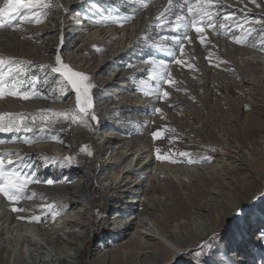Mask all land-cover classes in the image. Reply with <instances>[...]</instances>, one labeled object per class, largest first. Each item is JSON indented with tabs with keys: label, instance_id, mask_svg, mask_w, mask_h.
<instances>
[{
	"label": "rangeland",
	"instance_id": "1",
	"mask_svg": "<svg viewBox=\"0 0 264 264\" xmlns=\"http://www.w3.org/2000/svg\"><path fill=\"white\" fill-rule=\"evenodd\" d=\"M254 7H256L255 4ZM261 7L264 10V0H262ZM105 8L101 9L104 11L102 12L92 6L85 7V14L88 18L90 17L93 21H96L95 23L97 24L101 23L102 20H108L109 16L114 19L125 16L117 6H106ZM106 10L109 14L105 12ZM54 11L56 13L58 11L57 8ZM53 16L54 14H51V17ZM51 17L48 16L47 20L45 19L40 23L28 25L33 27L37 25L35 27H39L45 23H52L48 20ZM256 19H247V22L245 20L239 21L244 27L229 30L224 39H228L230 43H235L230 38L233 33L242 35L245 31H243L245 26L256 23ZM261 27L260 25L255 28L260 29ZM34 35L35 33H32L30 38L28 37L29 41L33 40ZM253 37L255 40L260 38L256 33H253ZM50 38L48 37L47 39ZM66 38L72 42L69 51L78 50L81 43L76 40L73 42L71 36H66ZM249 40L252 41L253 38L250 37ZM248 44L250 43L237 45L246 47ZM263 47L264 44H260L258 49L261 51ZM230 53L236 54L235 52ZM225 55L226 53L223 50L221 53L216 51L213 54L212 59L215 61L209 64L208 67L212 72L205 73V71L193 67L192 63L189 64L191 69L188 70V73H179L177 71L171 78L173 81L171 85L163 84V82L149 79L147 75H142L140 76V83H137L139 86L127 85L122 87V92L127 93L128 88H131L132 91H136L135 94L146 97L144 99H149L152 96L153 99L158 98L161 102L169 103L168 108L171 111V115L168 116L165 123L157 122L149 129L150 135L148 137L153 142L151 144L153 157H157V149H159V155L167 157V161H162V163L158 164H170L175 161L174 165L179 166H203L199 171L193 168V171L191 170L189 174H179L175 179L183 195L181 200L187 204L183 213L180 214L178 209L175 212L177 217L174 219L168 216L169 214L165 211L164 206L161 205L159 210L153 213L154 215L142 217L139 220V212L136 211L133 216L135 219L132 221V227L129 228L132 229L129 232L132 236H137L138 231L148 234L149 237L146 240L151 241L150 243L146 241L148 244L157 243L153 242V238H160L166 246L172 248L171 251L175 253L182 252L180 253V255L183 254L182 257L177 259L175 256L172 264H233L236 260L251 262V264H264V239H261V234L264 233V204L261 205L264 202V195L259 198L264 189V106L244 109L245 94L242 93L240 87L241 78L236 71L238 68L235 67L233 69L235 64H233L232 68L231 60H229L231 56ZM237 55L241 57L240 53H237ZM197 56H200V54ZM92 57V59L97 58L95 56ZM196 57L190 59L195 65L198 64L197 62V64L195 63L198 58ZM165 58L163 55L164 61L168 62ZM31 59L29 55L23 59L28 75L34 74L39 78L38 82L34 81L31 83V88L39 93H47L48 98L57 99L58 97L63 106L57 110L44 109L47 110L46 113H41L40 110L28 113L37 116L36 127L31 133H0V141H4L0 143V153H20L25 158H31L29 163L36 169L35 175L40 179L39 181L52 180L54 183L30 182L25 189L27 193L25 198L15 202H10L0 194V219L2 218V222H0V246L2 248V250L0 249V258L6 260V263L0 261V264H34V260L30 256L31 250H34V248L29 246L31 243L35 244L36 247H42V250H44L39 251L44 254V257L42 259L37 258L35 264H59L53 262L49 256L50 253L59 252L62 254L66 251L74 254V246L72 244L63 243L64 245L62 244L61 246L55 242L51 244L56 239V236L67 242L76 241V243H81V241L75 237H69L68 227L57 231V234L53 236V240H50V232H55L56 230L45 229L44 223L49 222L53 218V214L48 208L49 204L57 211H69L68 214H71V216L67 220H72L71 226L74 222L79 224V226L84 224L85 228L82 230L85 237L83 239L90 238L93 240L95 237L100 236V239L93 241V245L89 248L91 251L87 252L89 251L87 250L84 253L82 261L73 262V264H83L85 261L86 264H89L93 258L100 256L97 250L99 246L110 247L114 243L117 244V240L120 237L119 232L111 234V226L124 216V208L132 198V195L128 194L130 188V191H135L139 188L138 191L136 190L140 192L136 195L137 197L141 196V192L151 190L155 193L154 199H163V201L164 198L168 199L167 201L169 202L164 201L163 204L166 203L172 206L178 203V200L173 198L171 193H167L171 197L166 198V196H160L157 192L158 188L166 187V183L161 181L171 179L172 174L169 175L170 173H167L168 175L162 173L163 175H161L166 177L158 179L159 182L156 184L148 180L140 183L138 187H134L131 184L130 177L126 178V175L124 176L125 178H120V182L118 181L117 184L112 181V183L114 182L113 186H117L113 191H110L105 183V174H101L97 177L98 179L101 178V180L99 179L96 183V188L91 187L92 181L90 182V174L87 168L91 156L97 151H100L99 155H102V147L107 143L108 147L113 146L115 148V151L112 149L109 151L110 154L112 152L115 153L119 146H130V141L124 134V130L127 129L125 127H129L128 123H131L134 119L140 120L144 115L149 116L151 114L150 106L153 102L146 100L148 102L145 103L143 100L145 104L139 106L138 109L134 108L136 112L134 119L131 117L124 118L123 122L119 124H115L114 119L112 120L115 115L111 113L108 116L104 115V112L108 110L106 106L103 107L100 103H95L94 112L98 117V122L78 119L77 122L70 123V119H65L64 113L71 115L78 111L76 110L75 102L73 101L74 96L71 91L57 79V74L51 72L50 66L45 65L47 67L41 69L38 66L42 64L40 62L32 63ZM216 62H219L221 66H216ZM126 67H128V64L122 66V68ZM158 85L159 87H157ZM101 91L98 88L94 92L98 99L104 95ZM163 91H168L170 96L164 98ZM174 98L182 99L185 103L190 101L192 106L183 107L182 105L186 106L189 103L184 104L183 101L173 102ZM33 99L46 100L43 97ZM253 109L260 110L261 115L258 116L257 114L255 117ZM243 110L246 112L245 114H249L247 122H244ZM42 116H46V119H41ZM117 119L120 120L119 118ZM253 123L255 124L253 125ZM41 127L44 128L46 138L40 134L39 130ZM129 128L132 129L134 127L131 126ZM157 129L161 130V137L153 139L152 133ZM53 136H55V139ZM40 144L46 145L47 148L41 151L34 150V147L40 146ZM60 147L66 151L62 153L56 151ZM136 148L140 150L142 147L140 144H136ZM89 152L92 153L91 156L88 155ZM181 152L189 155L181 157L179 155ZM146 155H141L142 160L150 162L152 156L146 158ZM13 156L10 157L13 160L21 158L17 155ZM108 156L105 160L108 159ZM99 159L103 161L101 157ZM189 159L201 162L188 163ZM83 175H89V178L81 187L85 188V192L80 191L81 188L74 187ZM255 175L258 180H253L252 177ZM147 176L150 177L149 175ZM204 177L210 180L207 182ZM251 180L253 181L251 182ZM219 181L222 182V188L224 187L221 190L218 188ZM127 183L128 185H126ZM37 184L42 187L52 188L48 199L41 200L38 196L28 194L30 193L28 192L30 187ZM249 184L252 186H249ZM70 187L73 188L69 190ZM72 190H74V193L71 192ZM218 192L221 195L220 197L216 196ZM208 195L212 196L208 197ZM80 196L86 198L81 201ZM107 198H110L108 203L105 202ZM142 200L144 201L143 198ZM85 201H88V203ZM146 202L150 205L153 200ZM71 204L74 205L72 209ZM14 207L23 208L26 211L14 212L12 211ZM43 208L45 209L43 210ZM241 208H243V212L240 215L234 214L235 211H239ZM39 209L45 211V215L39 221L35 220L36 222H31L30 224L21 223L24 220L23 218L30 217L32 211ZM205 209L210 211V213L205 212ZM80 210L81 212L84 210L89 212V216H87L89 220L94 221L96 224H101V226L98 228L88 226L91 221H84L83 219L87 217L82 215V213H78ZM70 211H74V214L70 213ZM218 214L222 217L220 220L223 224L221 225L220 223L216 226L218 227L217 229L215 227L214 230H211L210 225L213 224V220ZM157 218H159L158 221ZM159 222L166 223L165 225L169 227L173 238L177 242L187 241L189 245L187 247H178L181 242L178 244L175 240H171L165 232H161L163 230ZM28 225L30 227L33 226L34 229L27 230ZM139 225L141 226L139 227ZM216 231L219 233H216ZM210 233L214 235L211 236ZM239 249L247 256L234 259ZM47 253H49L48 256ZM211 253L215 254L214 258Z\"/></svg>",
	"mask_w": 264,
	"mask_h": 264
},
{
	"label": "bare ground",
	"instance_id": "2",
	"mask_svg": "<svg viewBox=\"0 0 264 264\" xmlns=\"http://www.w3.org/2000/svg\"><path fill=\"white\" fill-rule=\"evenodd\" d=\"M222 2L224 7L221 8V12L222 13L226 12L230 15L234 13L235 15L233 18L237 19L238 21L244 20L245 16H247V19L257 18L256 20H258L261 16H264V10L262 9L263 6L259 8L254 7V4L251 3L250 0H222ZM256 2L259 3L260 5L262 4V0H256ZM56 4L60 5L61 7L57 8L58 11H56V14H54L53 17H51V14L49 15L51 19L49 18L48 20H50L52 23H47V24L42 23L43 25L39 27H35L37 25H34L35 27L34 28L33 26H29L30 24L28 25L27 22H24L16 29L0 30V57L14 56L16 59L24 61L23 60L24 57H27L29 55L32 58L31 59L32 63L40 62L42 65H47L51 67L54 64L55 56L60 55L62 57V61L70 65L73 68V70L81 71L83 73L90 75V77L92 78L95 84V87L93 88V93L98 88L102 90L101 92L104 95L102 97L100 96L101 98L98 99V97L94 95L95 103H100L103 107L106 106L108 108V110L104 112L105 113L104 115L108 116L110 115V113L112 115H115V118H112V120L114 119L115 124H119L123 122L122 120H124V118L131 117L134 119V114H136L135 109H138L139 106H142L143 104L148 102L146 100L153 102V104L150 106L151 114L149 116L144 115V117L141 118L140 120L134 119L132 120L131 123H128L129 127L131 126L134 127L132 129L129 127H125L127 129L124 130V134L129 139L130 146L128 145L121 147L119 146L118 148L116 147L117 151L115 153L112 152L110 154L109 151L111 149L115 151V148L113 146L108 147L107 146L108 143H107L105 144V146L102 147V151H101L102 155H99L100 151H97L91 156L87 164V168L90 174V182L92 181L91 187L96 188L97 185L96 183L99 181V179L101 180V178L98 179L97 177L98 175L101 174H105L104 176L105 183L106 185H108V189L110 191H113L117 187V186L114 187L113 183L116 182L117 184L118 181L120 182L119 179L126 175H127L126 178L130 177L131 184H133L134 187H138L140 183L147 182L148 180L156 184L159 182L158 179L162 177H166V176H162L164 173L165 174L170 173L169 175L172 174L171 179L167 181L166 180L161 181L166 183V187L165 188L161 187L160 189L158 188L157 192L158 194H160V196H166V198L172 196L173 198H176L178 200L177 204L170 206L167 205L166 203L163 204L164 201L169 202L167 201L168 199L164 198V201L163 199H159V198H158L159 200H156V198L154 199L153 197L155 193L151 190L143 191L141 192V196L137 197L136 195L140 193L137 192L139 188L136 189L137 191L136 190L130 191L131 189L130 188L128 194L132 195V198L130 202H127V206L124 208L125 209L124 216H122V218L117 220L116 224L113 223L112 224L113 226H111V231H110L111 234H115L119 232L120 237L117 240L118 241L117 244L114 243L112 246L109 244L110 247L104 245L99 246V249L97 250L100 256L93 258L89 264H172V262H174L173 260L175 256L177 257V259L182 257L183 254L180 255V253L182 252L175 253L171 251L172 248L166 246V244L163 243L160 238H159L160 240L153 238V242H157V243L148 244V242L146 243V241H149L146 240V238L149 237L148 234L146 235L138 231L137 236L135 235L132 236V234L129 233L130 230L132 229L129 228L132 227L131 226L133 224L132 221L135 219V217L133 216L135 215L136 211L139 212V216H138L139 220L142 217H146V216L150 217V215L151 216L154 215L153 213L155 211H158L161 205L164 206L165 211L167 212V214H169L168 216H171L174 219L177 217L175 212L178 209L180 211V214L183 213L186 210L187 204H185V202L181 200V196L183 195L175 179L178 177L179 174H189L193 168H196L199 171L203 166L202 167L193 166V165L179 166V165H174V162L170 164H164V163L158 164V163H162V161L163 162L167 161V159L158 160L156 157L155 158L153 157L152 155L153 152L151 149V144L153 142L150 139V137H148L150 135L149 129L150 127H152L153 124L157 122L165 123L168 116L171 115V111H169L168 108L169 103H166L164 101L161 102L160 99L158 98L153 99L152 96L149 99H144L146 97H141L137 93L135 94L136 91H132L131 88H128L127 93L122 92L123 90L122 87H126L127 85L129 86L137 85V83H140L139 80L141 78L140 76L142 75H147L149 76V79H152L155 72H160V71L170 72L171 73L170 79H171L172 76L175 73H177V71H179V73L180 72L188 73V70L191 69V66H189V64L191 63L193 67L197 69L199 68L205 71V73L212 72L208 69V67L209 64L215 61L212 59L213 54L216 51L221 53L223 50V52H225L226 55L231 56L229 57V60H231L232 68H233V64H235L233 69H235V67L238 68L236 71L239 77L241 78L240 87L242 93L245 94L244 99L246 102L244 105V109L248 107L252 109L254 106H264V51L262 50L260 51L258 49V47L260 46L259 43L260 38L255 40L256 43L255 47L252 46V43L248 44L246 47H241L235 44L234 42L230 43L228 39H224V36L228 34L229 30H220L219 35L216 34L207 35L205 45L203 46L200 45L199 40H196L191 45L187 41H185L184 56L183 57H180L178 55L176 56L177 59H182L184 63L182 65H177L175 63L166 62L163 68H161L160 66L156 65L154 62L158 60H164L163 55L166 57L165 59L167 61H171L172 56L169 55V51L175 50L176 46L172 44L171 39L164 40L159 37L167 36L170 38L172 36L181 34L183 31V29H180L178 32H174L168 28H161L158 22L155 21L154 19L155 16L159 15V13L162 12L165 7H167V0H152V2L148 5V7L142 10L139 4L133 3V0H56ZM0 6H2V0H0ZM91 6L96 10L104 9L106 6L109 7L117 6L125 15H129V16L132 15L133 8H136L138 10L135 13L133 19H130L128 22L124 24L123 27H120L119 24L112 23L110 20H106V21L102 20L101 23L97 24L95 23L96 21H93L90 17L88 18L87 15L85 14V7H91ZM101 11L104 12L103 10ZM76 12L78 13L76 14ZM105 12L109 14L107 10ZM260 25L261 24L259 23H253L251 25L245 26L243 31L247 28H252V27L255 28L256 26H260ZM208 31L209 30H206V32ZM32 33H35V35L33 36L34 38L32 41H29V38ZM189 34L193 37H195L196 35L194 32L191 31ZM66 36H71L72 38L71 40H73V42L76 40L81 43L78 50L69 51L72 42L68 41ZM48 37L51 38L47 39ZM209 41L211 43H209ZM230 52H235L236 54L233 55ZM237 53H240L241 57H239L238 56L239 54L237 55ZM198 54H200V56H197ZM92 56H95L97 58L92 59L93 58ZM192 57L197 58V61H195V63L196 62L198 63V64L196 63L197 65H195L193 62L190 61ZM127 64L128 67L122 68V66H126ZM217 65L218 67L221 66L219 62H216V66ZM143 100L145 101V103ZM73 101L75 102L74 98ZM179 101L182 102L183 100L174 98L173 102H179ZM183 103L184 104L189 103L186 106L182 105L183 107L187 108L189 106H192L191 104L192 102L190 103V101H188L187 103L183 101ZM117 105L118 107H116ZM62 106L63 104L60 103L58 97L57 99L55 98L53 99L51 97L46 100L30 99L27 101H21L17 98L8 97L5 100L0 101V110L14 112V113L16 112L32 113L41 109L57 110L60 109ZM156 108L161 109V111L156 112L155 111ZM259 111L260 110L253 109V113L255 117L257 114L258 116L261 115V111L260 112ZM245 113L246 112L243 110V116H244L243 119H245L244 122H247V118L249 114H245ZM116 117L119 118L120 120H118ZM254 124L255 123H253V125ZM204 142L206 143V141ZM44 144H40V146H37L38 148L34 147V150H40V151L45 150L47 146ZM136 144H140L142 148H140V150L137 149ZM56 151L62 153L66 150L60 147ZM109 154L110 156H108ZM143 154H147L146 158L148 156H152L151 161L144 162L141 156ZM107 156L108 159L105 160ZM100 157L102 158L103 161L99 159ZM147 175H149L150 177H148ZM255 176L252 177L253 180H258L257 176L256 177ZM87 178H89V175H83V177L78 182H76V185L74 187L81 188L84 182L87 180ZM207 179L208 178L204 177V180ZM209 180H207V182ZM253 180H251V182ZM112 181L114 182L112 183ZM126 185H128V183ZM206 186L208 185L206 184ZM249 186L252 185L249 184ZM72 188L70 187L69 190H71ZM218 188L219 190L224 188V187L222 188L221 181H219ZM29 190L30 191L28 192L30 193L28 194H31L32 196H38V198L43 200L46 198L48 199V195L52 191V188L42 187L37 184L30 187ZM74 190H72L71 192L74 193ZM84 190L85 188H81L80 191H84ZM167 193H171V196L167 195ZM209 195L208 197L212 196ZM263 195H264V189L262 195H259V198H261ZM216 196L220 197L221 195L218 192ZM85 198L86 197L80 196L81 201ZM142 198L144 199V201L142 200ZM148 200H153V203L149 205L146 202ZM202 201L204 202L203 199ZM85 202L88 203V201ZM105 202L106 203L110 202V198H107ZM263 204L264 202L261 203V205ZM73 206L74 205L71 204V209ZM44 209L45 208H43V210ZM43 210L39 209L36 211H32L30 217L27 216L23 218L24 220L21 223L30 224L31 222L39 221L45 215V211ZM59 212L60 214L55 215L53 218H51L52 220H49V222L44 223L45 229L56 230L55 232H50L49 235L50 240H53L54 238L53 236L57 234L56 233L57 231H60L64 227L65 228L68 227L69 230L67 232H69L68 233L69 237H75L77 240L81 241V243L80 242L76 243V241H73L74 243L67 242L62 240L59 236L58 237L56 236V239L52 241L51 244L54 242L56 244H59L60 246L63 243L72 244V246H74L73 247L74 254L65 251L62 254H60L59 252L50 253V254L47 253V256L49 254L53 262L59 264H73L74 261L75 262L82 261L85 255L84 253L87 250H89L87 252L91 251L89 248H91V245H93L94 243L93 241L100 239V236L95 237L93 240H91L90 238L83 239L85 237L83 234V230L85 228L84 224L79 226V224H76L74 222V224L71 226L72 220H67V218L71 216V214L70 215L68 214L69 211L67 212L66 210H64ZM205 212L210 213V211L206 209ZM242 212H243V208H241L239 211H235L234 214L240 215ZM70 213L74 214V211L73 212L70 211ZM78 213H82V215L86 217L89 216V212H86L85 210L83 212H81L80 210ZM37 217L39 218V220L36 219ZM221 218L222 217L219 214L217 217H215V219L213 220V224L210 225L211 230H214L218 224L220 223L221 225L223 224L222 221L220 220ZM1 219L0 222H2ZM158 219L159 218H157V221ZM83 220L87 222L91 221L89 220L88 217ZM155 223L157 224V222ZM163 223L159 222L163 230L161 232H165L166 235L169 238H171V240H175L173 238V234L170 231L169 227L165 225L166 223L165 224ZM88 226L92 228H98L101 226V224H96L94 221H91L88 224ZM140 226L141 225H139V227ZM217 228L218 227H216V229ZM28 229L33 230L34 228L33 226L32 227L29 226L27 227V230ZM191 231H193V229H191ZM216 233L219 232L216 231ZM210 235L213 236L214 234L210 233ZM150 242L151 241H149V243ZM175 242H177V240H175ZM180 242L177 243L179 244ZM188 245L189 242L183 241L178 245V247H182V246L187 247ZM29 246L34 248L33 251L31 250L30 256L33 258L34 260L33 262L35 264L37 258L42 259L44 257L43 256L44 254L39 252L40 250H42V247L41 248L36 247L35 244L33 245L32 243ZM0 249L2 250L1 246ZM70 249L72 250V248ZM211 255L213 256V258L215 257L214 253H211ZM237 256L238 258L241 257L244 258L247 255L239 249L237 251ZM0 261L2 263H6V260L4 258L2 259L0 258ZM83 264H86L85 261Z\"/></svg>",
	"mask_w": 264,
	"mask_h": 264
},
{
	"label": "snow or ice",
	"instance_id": "3",
	"mask_svg": "<svg viewBox=\"0 0 264 264\" xmlns=\"http://www.w3.org/2000/svg\"><path fill=\"white\" fill-rule=\"evenodd\" d=\"M152 0H133L134 4H139L141 10L147 8ZM257 8L261 7L256 0H250ZM61 7L56 4V0H2L0 6V30L16 29L22 23L37 24L45 20L50 14H56L55 9ZM222 0H167V7L164 8L159 15L155 16V21L158 22L161 28H168L171 31L178 32L183 29L182 33L172 37L162 36L159 37L164 40L171 39L173 45L176 46L175 50L169 51L172 60L167 63H175L182 65L184 61L177 59L176 56L183 57L185 53V41L190 45L196 40H199L200 45H205L207 35L220 34V30H232L243 28L237 19H234V13H222L223 8ZM138 9H132V15H125L122 18L108 17L112 23L119 24L123 27L126 22L134 18ZM247 22V16L244 17ZM262 25L260 29L247 28L242 35L233 33L230 37L236 44L252 43L255 47V38L253 33H256L260 39L259 43L264 44V16H261L255 21ZM206 30H209L206 32ZM194 32L195 37L189 33ZM42 35V34H41ZM253 40L250 41L249 38ZM209 43H211L209 41ZM264 51V48L261 49ZM207 58V57H206ZM24 61L18 60L15 57H0V101L8 97L17 98L21 101H27L37 97L48 98L47 93H39L31 88L32 82H38L39 78L33 75H28L27 69L24 67ZM156 65L163 68L166 64L164 60L154 62ZM45 69L47 66H38ZM51 72L57 74V79L61 81L64 87L69 88L75 100L76 110L75 114L69 115L64 113L65 119H70V123H75L77 120L81 121H97L98 117L94 112L95 97L93 88L95 87L94 81L90 75L81 71H75L73 68L62 61L60 55L55 56L54 64L51 66ZM171 73L167 71L155 72L152 79L163 82V84L171 85L173 81L170 79ZM159 87V86H157ZM170 93L163 91V97L168 98ZM47 110L41 109V113H46ZM156 112L161 109L156 108ZM41 119H46L42 116ZM30 121V122H29ZM37 116L24 112H8L0 110V133L4 132H25L31 133L36 127ZM40 134L46 138L44 128H40ZM153 139L161 137V130L157 129L152 133ZM55 139V136H53ZM4 141H0L2 143ZM26 142H28L26 140ZM157 159H167V157L159 155V149L156 150ZM13 155L20 156L19 160H13L10 157ZM92 155L91 152L88 153ZM181 157L188 156V153L181 152ZM31 158H25L20 153H0V194H2L10 202L19 201L27 195L25 189L30 182L48 183L52 184L54 181H39L35 175L36 169L29 163ZM175 162V161H173ZM188 163L201 162L189 159ZM49 210L52 212L53 217L60 214L51 204L48 205ZM12 211L23 212V208H12ZM22 218V217H21ZM39 220V218H36ZM261 239H264V233L261 234ZM209 247H211L209 245ZM199 255V253H198Z\"/></svg>",
	"mask_w": 264,
	"mask_h": 264
}]
</instances>
